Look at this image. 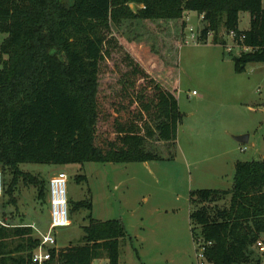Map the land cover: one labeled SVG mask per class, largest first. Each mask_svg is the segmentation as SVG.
I'll return each instance as SVG.
<instances>
[{"label":"trees","instance_id":"trees-1","mask_svg":"<svg viewBox=\"0 0 264 264\" xmlns=\"http://www.w3.org/2000/svg\"><path fill=\"white\" fill-rule=\"evenodd\" d=\"M187 11L205 23L200 42L212 32L213 42L226 48L219 37L224 28L251 48L234 55L237 73L264 63L263 0H0V32L7 33L0 50V165L3 188L8 171L12 177L7 193L23 178L46 196L45 180L23 172L22 164L145 162L163 158L146 148L147 138L176 145L183 114L171 91L151 80L132 97L123 90L109 100L99 74L110 53L112 22L178 20ZM243 11L250 13L245 30L239 27ZM228 196V205H220ZM190 203L193 238L208 264H262L253 246L264 240V160L238 161L231 189L192 190ZM69 207L70 213L91 211L93 202L69 199ZM88 219L83 243L60 250L48 264H93L103 256L120 264L124 223ZM39 243L30 227L0 226V264H36Z\"/></svg>","mask_w":264,"mask_h":264},{"label":"rangeland","instance_id":"rangeland-1","mask_svg":"<svg viewBox=\"0 0 264 264\" xmlns=\"http://www.w3.org/2000/svg\"><path fill=\"white\" fill-rule=\"evenodd\" d=\"M188 12L178 20L112 22L110 53L101 62L99 74L101 91L109 100L123 90L132 97L151 80L171 91L183 114L176 145L147 138L146 148L163 158L145 162L22 164L23 172L45 180L46 196L23 178L7 193L12 178L8 171L0 195V226L30 227L39 238L49 228L48 183L55 173L65 171L68 198L90 200L93 209L72 210L70 225L58 230L61 250L83 243L91 215L124 223L127 236L120 239V264L206 262L201 243L192 234L191 191L231 189L238 161L264 160V63H251L237 73L234 55L241 53L240 48L225 29L219 37L227 41L226 48L213 42L214 33L207 42H200L205 23L198 12ZM250 26V13L243 11L239 27ZM6 37L0 32V50ZM229 45L235 47L231 52ZM138 70H144L148 78H141L145 74ZM123 101L130 105L128 99ZM242 134H249L248 143L235 139ZM78 175L87 179L78 181ZM228 203L229 196L219 204Z\"/></svg>","mask_w":264,"mask_h":264},{"label":"built area","instance_id":"built-area-1","mask_svg":"<svg viewBox=\"0 0 264 264\" xmlns=\"http://www.w3.org/2000/svg\"><path fill=\"white\" fill-rule=\"evenodd\" d=\"M212 36V32L209 33V37ZM228 36H230L233 42L240 48L241 51H247L251 48L241 46L236 41V33L231 31ZM245 35H241L240 40H243ZM233 45L228 46V51L234 50ZM194 94L196 91L193 92ZM244 150V149H242ZM68 179L69 175L65 171H59L55 173L49 182V203H50V220L49 228L46 232H41L40 243L38 247L33 251L32 262L36 264H48L55 254V258L60 252V247L58 246V230L62 227L69 226L71 223L70 218V207L68 198ZM3 192V170L0 165V195ZM256 252L260 255L261 259H264V240L259 239L253 246ZM55 251V253L53 252ZM204 248H202V256ZM96 264V263H95ZM110 264V263H109ZM200 264H207L202 262ZM263 264V263H262Z\"/></svg>","mask_w":264,"mask_h":264},{"label":"water","instance_id":"water-1","mask_svg":"<svg viewBox=\"0 0 264 264\" xmlns=\"http://www.w3.org/2000/svg\"><path fill=\"white\" fill-rule=\"evenodd\" d=\"M235 139L240 143H248L249 142V134H242L235 136Z\"/></svg>","mask_w":264,"mask_h":264},{"label":"crops","instance_id":"crops-1","mask_svg":"<svg viewBox=\"0 0 264 264\" xmlns=\"http://www.w3.org/2000/svg\"><path fill=\"white\" fill-rule=\"evenodd\" d=\"M264 4V3H263ZM187 14L189 13L188 11L186 12ZM239 25H240V23H239ZM251 64V63H250ZM249 65V64H248ZM240 149L242 150V148L240 147ZM236 165V164H235ZM48 198H49V196H48ZM97 261L98 262H103V264L105 263V264H109L110 263V261H109V259L108 258H105V259H102V258H97V259H95L94 261H93V264H97Z\"/></svg>","mask_w":264,"mask_h":264}]
</instances>
